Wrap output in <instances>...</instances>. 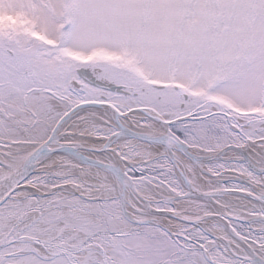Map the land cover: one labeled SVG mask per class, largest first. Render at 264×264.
<instances>
[{
    "label": "snow or ice",
    "instance_id": "obj_1",
    "mask_svg": "<svg viewBox=\"0 0 264 264\" xmlns=\"http://www.w3.org/2000/svg\"><path fill=\"white\" fill-rule=\"evenodd\" d=\"M0 264H264V0H0Z\"/></svg>",
    "mask_w": 264,
    "mask_h": 264
}]
</instances>
